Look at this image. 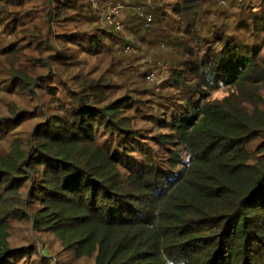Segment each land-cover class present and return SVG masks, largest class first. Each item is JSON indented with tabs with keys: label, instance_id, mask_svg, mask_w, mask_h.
<instances>
[{
	"label": "trees",
	"instance_id": "1",
	"mask_svg": "<svg viewBox=\"0 0 264 264\" xmlns=\"http://www.w3.org/2000/svg\"><path fill=\"white\" fill-rule=\"evenodd\" d=\"M213 1L138 8L141 29L155 7L178 24L154 103L111 71L138 58L123 20L0 0V94L17 100L0 99V264H46L18 224L80 263L264 264V0Z\"/></svg>",
	"mask_w": 264,
	"mask_h": 264
},
{
	"label": "rangeland",
	"instance_id": "2",
	"mask_svg": "<svg viewBox=\"0 0 264 264\" xmlns=\"http://www.w3.org/2000/svg\"><path fill=\"white\" fill-rule=\"evenodd\" d=\"M223 1L226 5L228 4V0H214V10L217 8L219 10V3L222 2L221 5H223ZM251 1V5L256 7L254 3L258 0ZM144 2L145 0H102L98 1L96 9L92 8L90 12L92 17L96 19V16L101 15L100 12L103 10L106 3L122 7L124 28L128 30L127 32H129L128 34L130 35L134 46L139 50V52H137L138 58H129L128 56H125V61L122 63L120 62L122 66L117 63L119 66L114 67L111 71H114L116 75L119 76L117 84L123 86V89L125 87L126 90L136 91L130 92L134 98L141 97L140 99L143 101H152L155 103L164 95H168L164 85L169 77V69L177 66L176 57L171 44H169V46L165 45L164 48L161 47V45L166 42V39H172V37L176 35L175 30L177 29L178 24L174 22L176 19L171 12H168L167 15H163L161 13L162 8L155 7V12L153 14L154 23L150 29H141L140 19L136 14L142 15L144 13V11L138 10V8L144 7L146 4V2ZM232 9L236 10L235 7ZM92 11H95V14ZM166 16H168V18H166ZM121 52L122 50L120 53ZM126 65L127 70L125 68ZM164 67L165 69H163ZM153 68H159V70L156 71L155 74L156 80L150 82L146 79L145 75L146 73H150ZM127 71H131L132 73L127 75ZM128 76H132V79H127ZM223 94L224 91H220L215 93L214 96L216 98H221ZM0 99H4V101L9 103L17 101L15 97H5L1 94ZM28 126H30V123L23 125L20 128L21 131H31V128ZM144 127H146V125ZM24 133L27 134L26 132ZM28 240H32V243H35L38 253L46 259V264H90L89 262L80 263L73 260L71 258V253L63 251L59 246V242H57L52 236L47 234L36 235L31 231L29 225H15L12 241L17 245L27 246ZM23 264L39 263L36 260V257H32Z\"/></svg>",
	"mask_w": 264,
	"mask_h": 264
},
{
	"label": "built area",
	"instance_id": "3",
	"mask_svg": "<svg viewBox=\"0 0 264 264\" xmlns=\"http://www.w3.org/2000/svg\"><path fill=\"white\" fill-rule=\"evenodd\" d=\"M149 3V2H148ZM90 4L93 9H96L97 4L94 0H90ZM123 14H122V7L120 6H113L110 3H107L105 5V8L100 15L99 22L100 24H108L109 26L113 27L118 32H123ZM152 20L151 15L146 16V21L144 22V28H147L149 26V22ZM124 39L128 40V37L124 35ZM124 52L131 51L133 54L137 55V51L133 46H127L123 49ZM165 69V67L163 68ZM159 68L152 69V71L148 74H146V79L150 82H154L156 71H158Z\"/></svg>",
	"mask_w": 264,
	"mask_h": 264
}]
</instances>
